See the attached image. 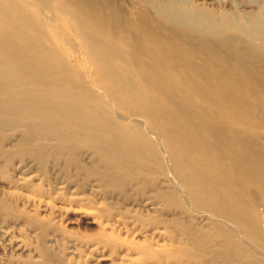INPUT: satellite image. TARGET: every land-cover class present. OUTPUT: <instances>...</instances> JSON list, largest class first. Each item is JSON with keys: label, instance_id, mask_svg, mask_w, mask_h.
I'll return each mask as SVG.
<instances>
[{"label": "bare ground", "instance_id": "1", "mask_svg": "<svg viewBox=\"0 0 264 264\" xmlns=\"http://www.w3.org/2000/svg\"><path fill=\"white\" fill-rule=\"evenodd\" d=\"M125 1L130 9H105L96 0H0V106L12 116V121L0 116V133L17 122L40 128L45 138L58 135L50 139L62 147L90 146L97 164L90 175L111 193L124 190L128 180L134 183L135 172L169 174L177 182L174 193L164 198L157 191L155 200L169 207L178 191L187 194L203 206L199 219L215 230H185L180 248L203 251L216 242L224 251L211 253L210 264H220V258L227 259L223 264H259L262 236L253 234L255 258L249 260L247 251L236 253L229 228L234 225L245 244L250 239L247 221L256 213L243 203L245 188L258 192L254 185L264 182L258 161L264 149H254L263 135L252 134L238 118L245 110L237 100L240 84L227 83L226 69L221 72L229 60L172 43L167 48L170 37L182 44L193 40L158 21L154 4L167 7V0ZM237 63L235 55L230 69ZM171 71L172 99L167 97ZM238 74L244 84L251 78L239 67ZM92 83L107 100L95 96ZM193 98L207 101L204 121L189 106ZM256 123L251 127L263 128ZM28 129L22 137L31 144L34 134ZM31 155L43 165L49 159L43 149Z\"/></svg>", "mask_w": 264, "mask_h": 264}, {"label": "rangeland", "instance_id": "2", "mask_svg": "<svg viewBox=\"0 0 264 264\" xmlns=\"http://www.w3.org/2000/svg\"><path fill=\"white\" fill-rule=\"evenodd\" d=\"M109 1L96 0V4L103 2L105 9L117 5L130 9L125 0ZM154 6L157 10L152 11L158 12L157 19L167 30L193 37L184 44L170 37L167 48H172V43L189 53H220L229 60L221 72L226 69L227 83L240 84L237 100L245 110L240 109L238 118L252 134L263 135L254 149H264V0H167V7ZM161 31L166 34L163 28ZM235 55L240 71L251 76L245 84L238 67L230 69ZM168 73L167 97L172 99L176 85L172 76L176 74ZM93 87L97 98L107 100L92 83ZM206 103L193 98L189 105L201 121ZM0 116L12 121L4 106H0ZM256 122H262L263 128H252ZM14 127L0 133V264H210L211 253L224 251L216 242L203 251H194L192 246L180 248L185 230L209 234L215 230L211 222L199 219L203 206L191 196L178 191L177 202L169 207L163 199L155 200L157 191L163 192L164 198L174 193L177 182L169 174L166 178L156 171L135 172L134 183L125 182L120 193L107 192L110 188L90 175L97 168L90 146L62 147L50 139L58 135L45 138L40 128L28 129L17 122ZM26 129L34 134L31 144L22 137ZM39 149L48 153L44 165L31 155ZM54 155L57 157L52 158ZM258 161L264 167V153ZM254 187L259 191L246 187L243 198L248 211L256 213V219L247 221L252 235L245 239L246 244L235 226H229L236 253L247 251L249 260L255 258L250 249L256 250L253 234L261 235L264 242V224H258L264 219V182ZM167 209L176 212L167 213ZM185 255L190 257L184 259ZM218 261L223 264L227 259ZM258 263L264 264V260L258 258Z\"/></svg>", "mask_w": 264, "mask_h": 264}]
</instances>
